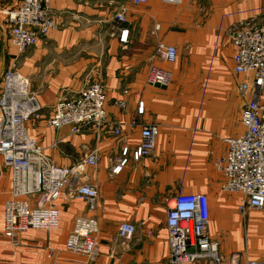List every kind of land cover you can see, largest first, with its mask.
I'll list each match as a JSON object with an SVG mask.
<instances>
[{"label":"crops","instance_id":"crops-1","mask_svg":"<svg viewBox=\"0 0 264 264\" xmlns=\"http://www.w3.org/2000/svg\"><path fill=\"white\" fill-rule=\"evenodd\" d=\"M18 1L0 0V11ZM49 1L57 28L20 54L10 45L9 26L0 13V83L15 61L42 107L38 120L26 122V132L55 165L70 167L96 155L97 165L89 166L80 181L95 185L98 199L89 211L85 202L60 195L55 202L58 229L27 230L12 244L2 233L10 172L0 171V264H86L84 256L65 247L78 217L97 220L95 264H169L165 205L177 193L208 196V235L222 258L235 255L264 264V210L240 211V195L221 191L224 179L213 166L226 150L224 139L244 131L238 90L242 78L233 72L229 32L247 18L243 11L264 7V0H183L180 5L161 0L145 5H133V0ZM120 6L127 10L122 26L129 32L126 43H120L113 22ZM251 17L262 21L260 14ZM160 42L178 51L173 64L154 60L171 73L167 88L145 80ZM93 82H100L106 93L104 128L88 126L78 134L67 127L51 128L54 105ZM120 101L123 107L117 105ZM132 120L137 127L129 125ZM140 125H156L159 135L154 152L134 161ZM122 159L125 164L113 174ZM124 222L136 230L123 242L117 228Z\"/></svg>","mask_w":264,"mask_h":264},{"label":"built area","instance_id":"built-area-1","mask_svg":"<svg viewBox=\"0 0 264 264\" xmlns=\"http://www.w3.org/2000/svg\"><path fill=\"white\" fill-rule=\"evenodd\" d=\"M183 0H161L165 5H180ZM148 0H133V5H145ZM126 8L120 6L114 14L115 29L120 32V43H126L128 30ZM9 28V42L19 54L46 38L57 28L49 0H19L18 4L0 11ZM241 14L229 32L234 48L233 72L242 78L239 94L244 105L240 123L244 131L224 139L226 150L214 159V169L223 177L221 191L239 194L238 209L264 210V7L249 9ZM260 14V24L251 17ZM177 48L158 43L146 75L149 86L167 88L171 73L157 64L161 60L173 64ZM210 60V67L211 62ZM209 67V71H210ZM0 88V171L9 169L10 190L3 205L4 237L14 244L27 230L54 231L59 226V211L55 206L60 195L86 203L94 210L98 199L95 185L80 181L89 166L97 165L94 153L74 162L72 166L55 165L26 132L25 124L40 118L41 105L30 90L28 79L18 72L16 62L8 66L1 78ZM106 93L100 82H93L71 98H62L53 108L48 125L54 130L70 128L73 134L88 126L103 129L106 124ZM124 106L123 101L117 103ZM129 125L137 127L135 120ZM196 129V128H195ZM137 148L132 159L150 156L159 135L156 125H140ZM119 136V126L114 129ZM128 148H124L125 156ZM122 159L112 170L118 174L125 164ZM166 202V220L169 264H263L258 260L241 261L235 255L225 260L218 253V244L208 235L209 199L205 194H175ZM120 240L132 239L135 228L129 222L118 226ZM98 223L94 217L75 219L65 247L86 258V264H95L98 255Z\"/></svg>","mask_w":264,"mask_h":264}]
</instances>
